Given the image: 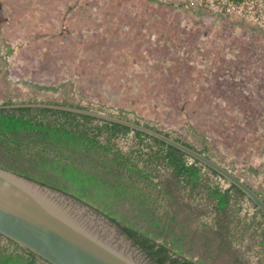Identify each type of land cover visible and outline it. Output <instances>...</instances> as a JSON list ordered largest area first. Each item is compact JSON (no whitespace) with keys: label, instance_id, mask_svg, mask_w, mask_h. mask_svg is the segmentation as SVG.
Listing matches in <instances>:
<instances>
[{"label":"rangeland","instance_id":"374dc122","mask_svg":"<svg viewBox=\"0 0 264 264\" xmlns=\"http://www.w3.org/2000/svg\"><path fill=\"white\" fill-rule=\"evenodd\" d=\"M146 1L153 4L143 7L150 12L146 16L165 17L173 11L182 22L154 24L150 34L131 27L120 33L116 17L114 23L109 16L99 23L91 22L94 17L79 21L85 14L95 15L90 2L75 6L64 22L59 17L38 24L28 21L38 9L29 1L0 0V105L9 100H67L123 112L198 147L207 139L217 161L264 195V24L216 19ZM48 2L49 13L65 11ZM154 5L162 8L160 13L153 11ZM114 24L119 30L112 29ZM95 28L100 31L94 34ZM108 28L115 31L114 38ZM162 178L174 189V200L156 193L158 200L150 198L146 206L126 200L113 212L152 235L163 227L157 242L197 264H264L253 235L224 240V217H215L206 200L185 194L170 173ZM223 183L229 185L225 179Z\"/></svg>","mask_w":264,"mask_h":264},{"label":"trees","instance_id":"16d2710c","mask_svg":"<svg viewBox=\"0 0 264 264\" xmlns=\"http://www.w3.org/2000/svg\"><path fill=\"white\" fill-rule=\"evenodd\" d=\"M48 88L58 90L59 87ZM24 103L102 111L67 100H9L1 104L0 166L66 192L103 212L158 264H197L192 259L176 256L167 243L157 242L163 227L161 233L152 235L113 212L126 200L146 206L148 199L158 200L156 193L174 200V189L164 185L162 178L170 173L185 194L189 192L197 199L206 200L215 217H224L221 225L224 240H242L245 234H251L258 240L264 256V212L235 184L224 186L225 178L215 169L123 123L64 108L21 105ZM111 114L133 119L123 112ZM143 123L214 158L207 139H202V147H198L157 125ZM157 200L154 202L161 207ZM172 220L174 216H170V227ZM0 264L52 263L0 233Z\"/></svg>","mask_w":264,"mask_h":264},{"label":"water","instance_id":"95a60500","mask_svg":"<svg viewBox=\"0 0 264 264\" xmlns=\"http://www.w3.org/2000/svg\"><path fill=\"white\" fill-rule=\"evenodd\" d=\"M144 131L171 144L235 184L264 212V195L233 170L159 130L106 111L48 103ZM0 233L52 264H158L114 220L76 197L0 166Z\"/></svg>","mask_w":264,"mask_h":264},{"label":"crops","instance_id":"0c3cea01","mask_svg":"<svg viewBox=\"0 0 264 264\" xmlns=\"http://www.w3.org/2000/svg\"><path fill=\"white\" fill-rule=\"evenodd\" d=\"M28 1L30 2V6H36L38 8L34 12L35 14H32V15L30 14V16L32 17H30L28 21L33 22V23H38V24L47 23V22L51 23L53 22L54 19L57 20V18L59 17H62L60 21L64 22V20L66 21L67 16H69V18L71 17V12L73 8H75V6L80 5V6L85 7V5L88 6L90 2H92L90 5V8L92 9V11H94L95 15L92 16V15L85 14L84 17H82V19H80L79 21H82L85 23L90 22L92 18L94 17V20L91 22L99 23L102 21L104 22L105 21L104 19H106V17L109 16L110 17L109 21H112V23H114L115 20L113 18L116 17V18H119L118 19L119 21H121L120 27L122 29L120 28L121 29L120 33H127V31H129L127 27H131V31H135L137 33L141 32L145 34H150L149 32H151V30H153L155 27L154 24L159 25V23L160 24L163 23L164 25L165 24L164 22L166 23L171 22L175 24L176 22L178 23L182 22V16L180 14H177L176 12H174L176 14L174 13L172 14L173 11H170V10H169L170 13L168 11H165L166 13H169V15H166L168 16V18H166V16L162 17L160 15H154V14H150L146 16V14H149L150 12L149 10L143 7L147 6L146 8H148L152 4L146 0H142V1L139 0L141 2L140 7H142L143 9L136 8L137 6L139 7V3H137L138 0H135V1L134 0H107V1L103 0L102 2L101 0H79V1L78 0H40L41 3L38 2L39 0H25V2H28ZM47 2H48V5L58 7V10L61 9L62 11V8H65V11L59 14L60 11L57 12L53 10V11H50L51 13H49L48 10L45 9L47 6ZM157 6L158 5H154L153 11L160 13V10L162 8L157 7ZM98 10H99V14H98ZM112 29L119 30L118 26L116 27L115 24L113 25ZM99 31H100L99 28H95V30H93V33L95 34V32H99ZM113 32L115 31H111L108 28V32H107L108 36L113 37L114 35ZM106 40L108 39L106 38Z\"/></svg>","mask_w":264,"mask_h":264},{"label":"built area","instance_id":"2783aa9c","mask_svg":"<svg viewBox=\"0 0 264 264\" xmlns=\"http://www.w3.org/2000/svg\"><path fill=\"white\" fill-rule=\"evenodd\" d=\"M155 3L197 15L237 17L251 24H264V0H153Z\"/></svg>","mask_w":264,"mask_h":264},{"label":"flooded vegetation","instance_id":"af4514ba","mask_svg":"<svg viewBox=\"0 0 264 264\" xmlns=\"http://www.w3.org/2000/svg\"><path fill=\"white\" fill-rule=\"evenodd\" d=\"M182 12H185V11H182ZM220 19H222V18H220ZM260 258V257H259Z\"/></svg>","mask_w":264,"mask_h":264}]
</instances>
